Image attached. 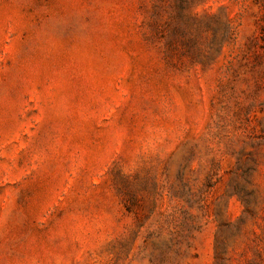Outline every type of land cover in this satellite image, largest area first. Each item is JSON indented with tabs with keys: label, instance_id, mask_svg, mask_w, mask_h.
<instances>
[{
	"label": "rangeland",
	"instance_id": "1",
	"mask_svg": "<svg viewBox=\"0 0 264 264\" xmlns=\"http://www.w3.org/2000/svg\"><path fill=\"white\" fill-rule=\"evenodd\" d=\"M186 1L0 0V264H264V0Z\"/></svg>",
	"mask_w": 264,
	"mask_h": 264
},
{
	"label": "trees",
	"instance_id": "2",
	"mask_svg": "<svg viewBox=\"0 0 264 264\" xmlns=\"http://www.w3.org/2000/svg\"><path fill=\"white\" fill-rule=\"evenodd\" d=\"M178 2H179V6H182L183 4H187L186 0H178ZM239 171H240V173H239ZM254 172H255L254 168L245 167L244 163L239 160L237 171L235 173H233V178L231 181L232 183H235L233 185V189L238 190L237 192H243V193L246 192L249 187L253 186L250 178ZM239 185L241 187H239ZM253 193H254V191L251 189L247 193L243 194L241 197L238 195L239 193H234V195H236L239 198L240 202L245 207L246 211L249 210V207L251 204L250 195Z\"/></svg>",
	"mask_w": 264,
	"mask_h": 264
}]
</instances>
